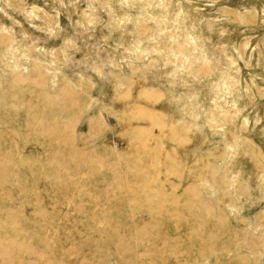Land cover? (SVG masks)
Wrapping results in <instances>:
<instances>
[{
	"label": "rangeland",
	"instance_id": "rangeland-1",
	"mask_svg": "<svg viewBox=\"0 0 264 264\" xmlns=\"http://www.w3.org/2000/svg\"><path fill=\"white\" fill-rule=\"evenodd\" d=\"M0 264H264V0H0Z\"/></svg>",
	"mask_w": 264,
	"mask_h": 264
}]
</instances>
